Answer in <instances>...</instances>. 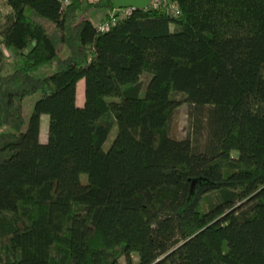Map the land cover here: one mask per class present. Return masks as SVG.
<instances>
[{
	"label": "trees",
	"instance_id": "trees-1",
	"mask_svg": "<svg viewBox=\"0 0 264 264\" xmlns=\"http://www.w3.org/2000/svg\"><path fill=\"white\" fill-rule=\"evenodd\" d=\"M4 3L0 264H264V0Z\"/></svg>",
	"mask_w": 264,
	"mask_h": 264
},
{
	"label": "rangeland",
	"instance_id": "rangeland-1",
	"mask_svg": "<svg viewBox=\"0 0 264 264\" xmlns=\"http://www.w3.org/2000/svg\"><path fill=\"white\" fill-rule=\"evenodd\" d=\"M7 10V7L4 3V0H0V18L1 15L4 13V11ZM107 12L105 10H101V9H91L88 8L85 4L82 5L81 11L78 13V21L81 20H88L90 21L92 24L97 25L100 21V19H103L105 14ZM7 54V53H6ZM8 56V54H7ZM14 61L9 59L8 61L5 62L4 64V73H8L12 70V68L14 67ZM48 73L43 72V71H33L31 73L32 76L34 77H44L46 76ZM82 87H83V82L80 81L77 84V104L81 105L82 103ZM81 92V94H80ZM38 98V95H33L31 97H27L23 100L22 102V118H23V125L21 130L23 131L26 127V123L28 120V117L31 113L32 110V106L34 104V102L36 101V99ZM46 130H47V117L46 116H41L40 119V127H39V138L40 141H44L45 140V136H46ZM168 131H169V135L176 139V140H180L185 138L187 135L192 136L190 129L187 126V107L185 105L180 106L179 108H177L171 115L170 120H169V126H168ZM115 135H116V129L115 127L112 128V130L110 131L108 138L104 144V151H109L114 145H115ZM198 140V138H197ZM201 138L200 140H198V142H201ZM83 178V176L81 177ZM132 260H134L135 258L132 256L131 258ZM120 264H124V260L122 258H120L119 260Z\"/></svg>",
	"mask_w": 264,
	"mask_h": 264
},
{
	"label": "water",
	"instance_id": "water-1",
	"mask_svg": "<svg viewBox=\"0 0 264 264\" xmlns=\"http://www.w3.org/2000/svg\"><path fill=\"white\" fill-rule=\"evenodd\" d=\"M152 0H110L112 6V16H116V11L121 9L145 10Z\"/></svg>",
	"mask_w": 264,
	"mask_h": 264
},
{
	"label": "built area",
	"instance_id": "built-area-1",
	"mask_svg": "<svg viewBox=\"0 0 264 264\" xmlns=\"http://www.w3.org/2000/svg\"><path fill=\"white\" fill-rule=\"evenodd\" d=\"M63 3H64V1H63ZM149 6H151V7H158V6H163L162 4H161V0H152L151 1V3H150V5ZM130 11H132V10H130V9H121V10H117L116 11V15H118V14H120V16L121 15H126V14H129L130 13ZM167 13L168 14H172V15H177V11H175L172 7L171 8H169L168 10H167ZM114 23H115V17H113V16H111L108 20H106L104 23H100V24H97L96 25V31L97 32H104V31H106L110 26H112V25H114Z\"/></svg>",
	"mask_w": 264,
	"mask_h": 264
},
{
	"label": "crops",
	"instance_id": "crops-1",
	"mask_svg": "<svg viewBox=\"0 0 264 264\" xmlns=\"http://www.w3.org/2000/svg\"><path fill=\"white\" fill-rule=\"evenodd\" d=\"M8 12V10H6V11H4V13L1 15V18H0V23L2 22V18H3V16L6 14ZM101 20V19H100ZM77 91H78V89L76 88V99H77ZM80 94H81V92H80Z\"/></svg>",
	"mask_w": 264,
	"mask_h": 264
}]
</instances>
